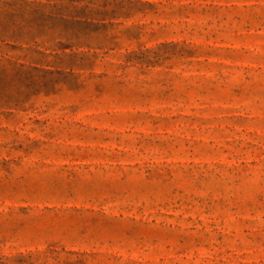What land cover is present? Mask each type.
<instances>
[{"label": "rangeland", "instance_id": "374dc122", "mask_svg": "<svg viewBox=\"0 0 264 264\" xmlns=\"http://www.w3.org/2000/svg\"><path fill=\"white\" fill-rule=\"evenodd\" d=\"M0 264H264V0H0Z\"/></svg>", "mask_w": 264, "mask_h": 264}, {"label": "crops", "instance_id": "0c3cea01", "mask_svg": "<svg viewBox=\"0 0 264 264\" xmlns=\"http://www.w3.org/2000/svg\"><path fill=\"white\" fill-rule=\"evenodd\" d=\"M21 44V43H20Z\"/></svg>", "mask_w": 264, "mask_h": 264}]
</instances>
